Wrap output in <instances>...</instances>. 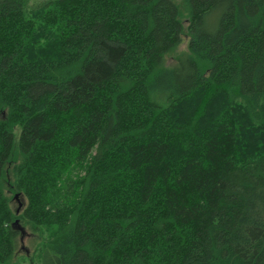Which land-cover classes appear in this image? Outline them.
Listing matches in <instances>:
<instances>
[{
	"label": "trees",
	"instance_id": "trees-1",
	"mask_svg": "<svg viewBox=\"0 0 264 264\" xmlns=\"http://www.w3.org/2000/svg\"><path fill=\"white\" fill-rule=\"evenodd\" d=\"M183 1L0 0V264H264V0Z\"/></svg>",
	"mask_w": 264,
	"mask_h": 264
},
{
	"label": "rangeland",
	"instance_id": "rangeland-1",
	"mask_svg": "<svg viewBox=\"0 0 264 264\" xmlns=\"http://www.w3.org/2000/svg\"><path fill=\"white\" fill-rule=\"evenodd\" d=\"M50 0H25L26 10L27 13L33 9L34 7L43 4ZM176 4L180 14V21L183 24V27L186 28L187 26V8L183 0H171ZM188 44V37L186 33L182 35V42L181 44L170 54H168L165 58V64L167 67H173L176 64V60L178 56L186 52ZM8 194V193H7ZM8 194L9 199H11V208L13 211L19 212V204L18 200H15L16 195L13 197ZM16 226L18 225L19 228V238H18V245L16 252L13 256V262L17 264H42L40 260L37 258L35 254V250L41 241L38 236L33 235L24 224L20 225L16 221ZM38 254V253H37Z\"/></svg>",
	"mask_w": 264,
	"mask_h": 264
},
{
	"label": "water",
	"instance_id": "water-1",
	"mask_svg": "<svg viewBox=\"0 0 264 264\" xmlns=\"http://www.w3.org/2000/svg\"><path fill=\"white\" fill-rule=\"evenodd\" d=\"M15 198H17V196H15Z\"/></svg>",
	"mask_w": 264,
	"mask_h": 264
}]
</instances>
